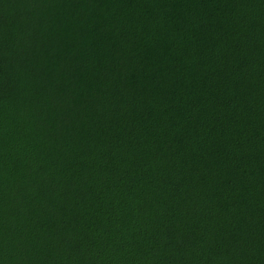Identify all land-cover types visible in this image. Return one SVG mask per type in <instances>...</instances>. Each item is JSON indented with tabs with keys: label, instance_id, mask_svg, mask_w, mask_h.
Wrapping results in <instances>:
<instances>
[{
	"label": "trees",
	"instance_id": "1",
	"mask_svg": "<svg viewBox=\"0 0 264 264\" xmlns=\"http://www.w3.org/2000/svg\"><path fill=\"white\" fill-rule=\"evenodd\" d=\"M0 264H264V0H0Z\"/></svg>",
	"mask_w": 264,
	"mask_h": 264
}]
</instances>
